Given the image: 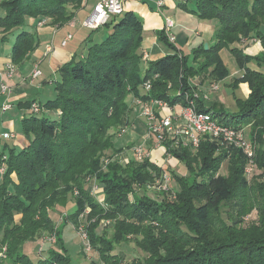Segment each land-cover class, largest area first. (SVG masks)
I'll return each mask as SVG.
<instances>
[{
  "label": "trees",
  "instance_id": "1",
  "mask_svg": "<svg viewBox=\"0 0 264 264\" xmlns=\"http://www.w3.org/2000/svg\"><path fill=\"white\" fill-rule=\"evenodd\" d=\"M83 1L2 2L3 38L8 39V33L17 31L13 35L12 62L20 65L39 45L35 26L28 25L29 18L41 21L47 17L52 24H66L81 9ZM191 1L193 8L190 10L187 4L186 7L192 13L200 19L217 22L214 44L208 49L201 44L192 56L179 52L168 54L149 62L145 68L141 51L143 19L135 11H125L104 26L91 29L89 37L94 30L102 28L106 30L105 36L96 41L87 40L85 54L75 55L60 67L54 97L39 102L44 111L50 112L43 111L39 116H26L22 120L21 131L29 141L28 146L20 149L4 146V151L9 152V169L0 183V244L5 241L9 247L4 264L10 260L16 262L18 257L21 261L17 264H71L67 249L61 244V229L54 226L50 214L57 206L68 204L69 199L74 202L75 212L62 221L78 227L81 215L90 208L86 215L90 222L88 240L102 264H124L123 256L114 252L118 245L129 241L154 256L147 264H264V209L257 224L241 228L236 222L227 224L215 232L217 238H212L213 208L238 189L243 197L242 191L248 186L245 168L249 158L241 148L225 144L229 147L218 156L217 141L207 137L201 139L196 153L191 151L193 148L172 149L165 144L167 156L183 162L186 175L153 163L149 156L142 160L132 158L126 165L118 161L103 165L107 150L112 154L123 151L109 130L129 124L130 95L143 101L163 99L174 105L186 103L187 94L195 100L199 111L212 112L231 126L250 125L248 136L256 145L254 162L259 171L253 180L256 185L250 199L264 201V50L249 56L232 46L243 38H255L264 47L261 29L264 0ZM47 5L52 11L46 9ZM160 37L174 47L164 31L160 32ZM224 48H229L238 67L244 69L243 76L236 77L231 86L237 89L241 82H247L250 88L247 98H236L237 109L233 112L216 105L205 106L204 101L195 96L190 83L196 75H205L209 82H219L230 75L221 55ZM250 63H255L257 68L250 67ZM147 80L151 81L152 88L143 94L141 86ZM65 87L94 99L88 103L73 98L72 94H65ZM105 98L111 101L101 102ZM98 99L102 100L98 102ZM58 109L62 110L61 116L50 118V113ZM223 158L229 159L230 175L216 178ZM196 164L204 167L201 173L209 175V179L194 177L189 184L187 180L195 174ZM168 171L178 187L159 190L163 194L161 199L151 197L148 186L157 185ZM13 172L17 174L18 183L11 178ZM93 173L104 186L105 206L90 194L87 186L85 178ZM137 185L146 191L135 194L132 202L130 195ZM74 188L78 192H74ZM255 192L261 193L260 200L253 196ZM195 195L203 196L204 201H199ZM252 209L253 203L246 200V204L238 208V214H248ZM16 214L22 215L20 221H16ZM102 219L109 220L112 232L104 229L97 233ZM53 230L57 231L56 246L50 247L42 258L31 259L24 251V244L37 239L42 232ZM193 240H199L202 246L198 250H186V245ZM61 248L62 252L58 250Z\"/></svg>",
  "mask_w": 264,
  "mask_h": 264
},
{
  "label": "crops",
  "instance_id": "2",
  "mask_svg": "<svg viewBox=\"0 0 264 264\" xmlns=\"http://www.w3.org/2000/svg\"><path fill=\"white\" fill-rule=\"evenodd\" d=\"M98 1L84 0L81 9L76 11L72 21L62 25L52 24V22L37 25L38 21L34 18H29L28 25L30 27L35 26L39 37V45L20 65L12 62L11 52L9 55L2 54V49L5 48L4 43L13 41L14 44L15 36H13V39L10 37L8 39L3 38L4 33L0 29V108L7 103L11 104L8 110H1L0 133L4 136L6 133L15 135L14 137L5 136L11 139L12 147L20 149L29 143L21 131V122L28 114L23 104L25 102H40L53 98L55 95L54 84L58 78L60 67L69 63L75 55L83 56L86 51L87 40L96 41L102 38V35H95V33L89 37L90 34L81 25L82 21L94 10ZM186 4L190 10L193 8L191 0H168L162 7L158 6L157 0H127L124 3L125 11H135L143 19L144 28L141 51L145 68L149 62L157 61L168 54L176 52L185 54L182 49L183 44H186L187 48L193 51L201 44H204L205 48L206 44L208 48L214 44L217 22L215 20L200 19L186 7ZM167 18L174 21V26L170 31L166 30ZM72 22H75V24L71 25ZM261 29L264 33V26ZM163 31L168 37V41L174 46L167 45L168 50H165L166 43L160 37V32ZM69 33L73 34V38L68 40L66 45H63V41ZM170 34L175 36L173 42L170 41ZM232 46L238 47L243 51L244 55L249 56H256L264 50L262 42L255 38L251 40L243 38ZM233 63L234 69L229 68L230 75L219 82H209L205 75H196L190 79V83L196 91L195 95L204 101L205 106L216 105L226 110L230 106L235 111L237 109L236 98L245 99L248 97L250 88L247 82H241L237 89L231 86L234 79L238 76H243L244 72V69L238 67L235 58H233ZM36 66L41 70V75L32 80L31 74ZM249 66L257 68L255 63H250ZM223 84L225 87L222 89ZM3 85L7 86V90H3ZM214 85H218V89H215ZM40 91H44L45 94L41 98L36 97V94ZM141 91L143 94L147 93L142 86ZM130 104L132 107L130 127H128L126 134H118V137L114 139L115 142L122 146L125 152L129 150L127 149L128 145L143 146L144 144L150 160L160 166H164L166 158L174 164L180 163L175 157L167 156L164 149L157 145L154 137L148 138L147 133L144 135L140 134L132 114L135 111L138 112L141 106L137 102ZM141 141H143L141 145L138 144ZM3 147L2 145L0 146V151H2ZM130 158L136 159L137 156L134 153ZM101 196L103 199L104 195L102 194Z\"/></svg>",
  "mask_w": 264,
  "mask_h": 264
},
{
  "label": "rangeland",
  "instance_id": "3",
  "mask_svg": "<svg viewBox=\"0 0 264 264\" xmlns=\"http://www.w3.org/2000/svg\"><path fill=\"white\" fill-rule=\"evenodd\" d=\"M4 1L5 0H0V15L4 14L3 9L1 8L2 2H4ZM50 8H51L50 5L46 6L47 10H50ZM50 11H52V9ZM49 21H50V18L46 17V18H43L41 21H38L37 23L39 24L40 22H42V24L43 23L46 24ZM91 31H92L91 29H86L87 33H90ZM12 32L8 33L11 39H13V35L17 31L14 34ZM94 33H95V35L99 34V35H102V37H104L106 30H105V28H102L99 30H94L93 34ZM12 44H13V41H6L4 43L5 48L2 49V54L9 55V53L11 52V49L13 47ZM183 45L184 46H182L183 47L182 49H183L185 55H191L192 56L193 50L187 48L186 44H183ZM165 50H168L167 44L165 45ZM0 52H1V50H0ZM221 55L223 56L228 68L233 70L234 69V63H233L234 56L232 55L229 48L222 49ZM37 83H38V81H37ZM171 84L172 83L170 82L169 87H168L169 90L172 88ZM3 86H5V85H3ZM222 86H223L222 87V89H223L225 86H224V84ZM64 90H65L66 95L72 94L73 98L74 97L79 98L78 100H84L88 103H92V99H94V98L91 99L90 97H87L86 95L80 94L78 92H74L73 89H69L68 87H65ZM44 94H45L44 91H40L38 94H36V97L41 98ZM79 94H80V96H79ZM139 99L140 98H138L136 96L134 97V96L130 95L128 97V102L130 101L131 103H135ZM101 100L102 99H98V102H100ZM110 101L111 100L109 98H105L101 102H110ZM9 105L11 106V104H9ZM3 107L4 106H2L0 108V116H1V112H2L1 110L3 109ZM25 109L28 112L27 116H32V115H38L39 116V115H41V112L44 111V107L37 101L30 102L28 106H25ZM227 109L229 112H233V109L230 106H228ZM141 110L142 109H140L138 112L135 111L132 114V118L135 120L136 127L138 128V131L140 132V134L144 135L145 133L148 132L149 126H148L147 119L142 115ZM44 112L46 113L48 111L45 110ZM61 112H62V110L58 109V110L50 113L49 117L50 118H59L61 116ZM119 126H115V127L113 126L109 130L110 134L115 135L114 139L118 137V134L120 133V131L123 127L130 126V124H125L121 128ZM244 131L248 135V132L250 131V125L249 124H247ZM0 132H1V130H0ZM3 136L4 135H2V133H0V146L1 145L5 146V143L8 146H12L13 143H12L11 139L6 138L5 136L3 137ZM14 136H11V137H14ZM142 142L143 141L138 142V144L141 145ZM216 144L218 145V151H217L216 155L220 154L221 152H224V150H226L227 147H229L221 141H217ZM135 147H136V145H132L130 148H127V149H129V150H127L128 152L127 151L125 152V150L123 149V151L117 152L114 154H112L113 152L107 150L106 152H109V153L103 159L104 167H106V165L112 163L113 161H118L121 164L126 165L127 163L125 161L126 160L129 161L132 159V158H130V156L134 155ZM141 147H142L144 154L147 155V148L145 147V145L143 144V146H141ZM198 148L192 149L191 151L193 153H196ZM33 155L34 154L31 153V156H33ZM8 159H9V152L8 151L5 152L4 147H3L2 151H0V170L2 169V171H0V183L2 181L3 176L6 174L5 172L9 169ZM174 161H175V159H174ZM222 161L223 162H221V164H220L218 173L215 175L216 178L227 177L230 175L229 159L223 158ZM164 167L166 169L174 170L180 175H184V174L186 175L187 174V169L182 168V167H185L183 162H180L178 164H174L173 162L169 161V159L166 158L165 163H164ZM195 167H196L195 172H194L195 174H193V177L188 178V180H187L189 184H191V182H193L194 177H197L199 180H208L209 179V175L201 173V170L204 168L202 165L196 164ZM168 173H169V171H168ZM258 173H259L258 169L253 168V171L251 173H249L248 175L246 174L247 178H245L243 176L246 179V181L248 182V186L245 188V190L242 191L243 197H240V195H239L240 190L238 189L236 192H233L232 194L229 193L225 202L223 201L219 206H216L213 208L212 218H213V223H214V226H213L214 235L212 236V238H217L218 236H217V233H215V232H219L221 230V228H224V226L227 224H233L236 222L237 226H240V228H241V227H250V226L257 224L259 222L260 216H262V211L264 209V201H261V202L251 201V199H250V196H252L251 192L253 191V189L256 185L253 183V180ZM169 175H170V173H169ZM11 178L16 183L19 182V179H18L16 173L13 172L11 174ZM85 180H86L87 186L90 189V194L101 205L103 204L105 206L104 186H103V184H101L100 182L97 181L96 174L93 173V174L87 175ZM168 185L170 186L171 189L178 187L176 182L172 178V176H171V180L168 182ZM65 187L66 186H64L63 188H65ZM144 190L146 191V189H144V187L141 185L135 186L133 192L130 195V199H132L130 201L133 202L135 194H138V193L141 194L144 192ZM159 190H160L159 185H154V186L150 185V186H148L147 192L151 197L161 199L162 198L161 196H163V194L159 193ZM74 192H78V190L76 188H74ZM171 192H173V190ZM101 193L104 195L103 199L101 198L102 197ZM199 196H201V195H199ZM253 196L260 200L261 193L255 192ZM195 197L199 201H204L203 196L197 197L195 195ZM246 200H248L249 203H253V209L250 213L239 216L238 208L241 209L243 204H246ZM90 211H91L90 208H86L84 215H81V217L78 221L79 222L78 227L74 226V224H72L70 222H63L62 221L63 217L64 218H65V216L68 217V215L75 212V205H74V202L72 201V199H69L68 204H66V205L57 206L55 211H51V213H50L52 218H53V221H54V226L56 228L60 227V229H61V235H62L61 236V244H63L65 249H67V253L70 255V257L72 259L71 264H102L101 261H99V258H98L99 255L97 254V252H95L91 248L90 240H88L89 238H88L87 229L89 228L90 222L87 220L86 215L88 213H90ZM21 217H22L21 214H16L15 215L16 221H20ZM104 229L109 230V232L113 231L112 227L111 228L109 227V220H107V219H102L100 221V225L97 229V233H99V234L102 233ZM57 243H58V240H57V231L56 230H53L52 232H42L38 236L37 239L27 241L24 244V251L27 253V255L31 259L38 260V258H42L44 255L47 254L50 247L56 246L55 244H57ZM183 244H184V242H183ZM201 246L202 245H201V242L199 240H193V241H190V243L186 245L187 248H185V249L188 251L190 249L198 250L199 247H201ZM58 250L61 252L63 251L62 248L58 249ZM8 252H9L8 244L4 241V242H2V244H0V264H4V260H6L8 258L7 257ZM114 253H117V254H120L123 256L124 264H147L150 260H152L154 258V256H152L150 253H147L146 251H143L142 249L137 247L133 241H129V242L122 243V244L118 245V247L116 248ZM19 261H21V257H18L16 262L10 260V261H8L7 264H17V262H19Z\"/></svg>",
  "mask_w": 264,
  "mask_h": 264
},
{
  "label": "built area",
  "instance_id": "4",
  "mask_svg": "<svg viewBox=\"0 0 264 264\" xmlns=\"http://www.w3.org/2000/svg\"><path fill=\"white\" fill-rule=\"evenodd\" d=\"M127 0H99L95 5L94 10L82 21V26L86 29H97L107 24L114 16H120L125 12L124 3ZM168 0H157L159 7H162ZM166 30L170 31L174 26V21L170 18L166 20ZM44 24V23H43ZM42 22L39 25H43ZM72 22L71 25H74ZM73 38V34L69 33L63 41V45ZM175 36L170 34V41H174ZM50 49V48H49ZM41 75V70L36 66L31 74L32 80ZM3 90H7L6 86H2ZM142 88L148 92L152 88V83L147 80L142 85ZM218 89V85H214ZM196 96V95H195ZM186 103H177L171 105L168 101L163 99H150L143 101L137 100L138 105L141 106V113L147 119L148 132L147 137H154L158 146L164 149L167 154L168 144L169 148L178 149L189 147L196 149L201 143L203 137H207L211 141H221L224 144L232 145L241 148L249 158V163L245 168L248 175L256 168L254 162L256 155V145L249 138L244 131L245 127L240 128L229 125L226 121L221 120L217 115L208 111H199L195 100L185 94ZM11 106L4 105L3 111H6ZM128 127H123L120 135L128 132ZM6 137L14 136L12 133H6ZM135 155L139 160L149 156L144 154L141 146H136ZM126 163L128 160L125 161ZM2 171V169L0 170ZM171 176L165 173L163 180L158 182L160 190H168L170 186L168 182ZM154 186V185H152ZM87 237V236H86Z\"/></svg>",
  "mask_w": 264,
  "mask_h": 264
},
{
  "label": "water",
  "instance_id": "5",
  "mask_svg": "<svg viewBox=\"0 0 264 264\" xmlns=\"http://www.w3.org/2000/svg\"><path fill=\"white\" fill-rule=\"evenodd\" d=\"M206 48H208V45L206 44Z\"/></svg>",
  "mask_w": 264,
  "mask_h": 264
}]
</instances>
